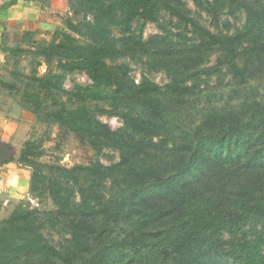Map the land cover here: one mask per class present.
I'll use <instances>...</instances> for the list:
<instances>
[{
	"label": "trees",
	"instance_id": "1",
	"mask_svg": "<svg viewBox=\"0 0 264 264\" xmlns=\"http://www.w3.org/2000/svg\"><path fill=\"white\" fill-rule=\"evenodd\" d=\"M197 1L205 7L206 1ZM215 1L246 12L244 26L234 35L202 27L183 0H69L76 15L91 20L69 19L70 32L62 39L34 43L36 56L49 66L56 63L62 73L39 76L34 68L25 87L27 108L38 117L48 109L46 120L93 146L113 148L120 161L61 167L49 176L35 161L40 146L28 141L20 162L32 170L30 192L41 200L49 192L56 211L45 222L64 226L71 238L58 249L43 233V213L22 201L0 219V264H264V167L255 169L264 159V102L245 101L230 113L214 109L191 131L169 113L170 99L195 94L189 82L211 75L210 69L197 68L216 47L222 53L219 64L239 82H246L247 73L264 71V0ZM162 10L191 29L199 43L181 32L184 45L173 50L171 31L145 41L146 23H158ZM140 20L137 36L133 25ZM114 29L129 35L120 47ZM0 50L10 57L22 53L4 45ZM138 54L163 64L170 78L165 91L146 76L137 82L129 65L108 61ZM75 71L85 72L92 82L78 87V101L106 102L112 110L72 109L59 100L65 75ZM7 85L18 89L15 83ZM99 113L118 114L124 127L112 129ZM257 133L263 140L246 160V171L230 167L210 176L209 170L223 162L218 159L240 155V146ZM222 174H233L236 181L226 182L235 190H226ZM108 180L116 192L105 201L101 188Z\"/></svg>",
	"mask_w": 264,
	"mask_h": 264
},
{
	"label": "rangeland",
	"instance_id": "2",
	"mask_svg": "<svg viewBox=\"0 0 264 264\" xmlns=\"http://www.w3.org/2000/svg\"><path fill=\"white\" fill-rule=\"evenodd\" d=\"M205 7H201L197 0H183L185 9H187L191 17L199 22V24L218 35L232 36L238 29H241L246 21V12L237 7L230 8L229 3L216 2L215 0H204ZM256 3L257 0H248ZM41 3L46 4V0ZM66 8V7H65ZM59 7L43 9L40 7H29L23 9L25 11L26 20L30 23L23 25L25 31L36 29L38 40L28 39L26 36L16 38V36L8 37L7 46L17 47L22 49V53L18 57H10L6 55L5 61L0 63V96H6L8 99H3L4 118L9 129L8 134L11 138L18 140L19 145H22V150L28 141L35 142L40 146L42 154L37 156L35 161L39 164L44 173L49 176H56L59 168H73L76 165H92L97 161L105 165H112L120 161L119 153L109 146L96 147L78 134L70 133L59 125L46 120L45 109L42 116L38 117L28 110L29 100L25 97L26 83L29 82L32 70L38 69L39 76L47 74H59L57 64L47 65L43 59L35 54L36 45L34 43L44 44L56 38L62 39L64 32H70L67 28V21L72 19L74 22H82L85 19H90L91 16H86L84 13L76 15L69 5L67 9ZM233 9V10H231ZM140 21H136L133 25L134 34L139 36L140 29L138 28ZM166 31H171L173 35L170 38V46L173 50L182 48L179 33L184 32L188 37H192L195 43H199L191 33V29H185L176 18H173L166 10H162L158 23H146L143 33V39L148 41L155 35H166ZM125 35L120 30L114 29L113 37L118 42L119 47L125 39ZM264 42V37L261 39ZM173 43V44H171ZM193 43L192 41L189 44ZM6 46V47H7ZM192 47V45H190ZM170 49V50H171ZM5 54V53H4ZM222 58V53L218 47L214 48L212 53H208L204 62L199 65L197 71L202 69H210L211 75L203 73L196 81H190L189 85L196 90L195 94H190L183 98L170 99L169 113L172 119L175 120L182 128L191 131L199 125L207 116V114L216 110L222 113L237 112L245 101H260L264 102V71H258L251 77L249 73L246 75V82L239 80L229 71L225 65H220L219 60ZM156 57L138 54L135 58L130 56H121L118 59H109L110 64H127L131 67V76L141 82L142 77L146 76L150 80L156 82L165 91L166 85L170 78L163 68L162 63L155 64ZM160 61V58H159ZM154 65L156 68H153ZM252 69V65H248ZM19 74L20 77H16ZM8 82L17 84L18 89H10ZM64 92L60 94L59 100L64 102L68 108H77L86 105L93 109L112 110L106 102L86 99L78 101L76 93L78 87H91L92 82L85 72L75 71L67 73L62 81ZM38 91V88L35 89ZM5 102H7L5 104ZM51 100L47 101L46 107L49 108ZM50 110V108H49ZM99 118L107 123L112 129L118 130L124 127V122L118 114L108 115L99 113ZM263 137L260 134H253L250 140L240 146V155L235 153L232 157H223L218 159L223 161L215 169H210L209 174L213 176V172L229 169L234 167L242 173L246 171V160L248 157L261 145ZM22 153V152H21ZM264 167V159L255 165V169L260 170ZM233 175V174H232ZM222 174L225 179L226 190L234 189L235 185H231L236 181L234 176ZM231 179L232 182H226ZM116 192L115 186L111 180L106 181L101 188V194L105 201L111 199ZM33 196V195H32ZM32 208H38L42 213L43 233L47 239L52 242L58 249L67 244L71 238L67 229L61 227H53L52 223L45 222L48 213L54 214L56 207L52 199L49 197V192H46V197L42 200L38 196H33V199L25 200ZM21 203V202H20ZM19 203V204H20ZM15 208V207H14ZM13 208V209H14ZM13 211V210H12ZM11 211V212H12ZM11 214V213H10ZM252 225H247L245 228L249 230ZM260 229V228H259ZM241 237H238L240 239ZM226 241H231L232 237L227 235L224 237ZM264 254V248H263Z\"/></svg>",
	"mask_w": 264,
	"mask_h": 264
},
{
	"label": "crops",
	"instance_id": "3",
	"mask_svg": "<svg viewBox=\"0 0 264 264\" xmlns=\"http://www.w3.org/2000/svg\"><path fill=\"white\" fill-rule=\"evenodd\" d=\"M0 0V45L7 46L6 40L10 34L21 38L30 35L38 40L36 29L25 31L23 25L34 24L26 20L25 11L29 7H40L43 9L65 8L70 5L69 0ZM6 54L0 50V63L5 61ZM3 99L0 96V219L7 218L14 207L25 200H32L30 192L32 170L20 162L22 145L18 140L11 138L9 129L4 121L2 108ZM7 102H5L6 104Z\"/></svg>",
	"mask_w": 264,
	"mask_h": 264
}]
</instances>
